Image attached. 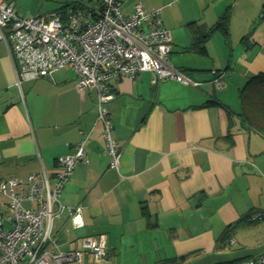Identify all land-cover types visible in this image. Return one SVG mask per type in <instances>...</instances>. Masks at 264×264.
<instances>
[{
  "label": "crops",
  "instance_id": "0c3cea01",
  "mask_svg": "<svg viewBox=\"0 0 264 264\" xmlns=\"http://www.w3.org/2000/svg\"><path fill=\"white\" fill-rule=\"evenodd\" d=\"M8 1L21 18L55 10L35 14L21 0ZM118 2L125 16L137 4L146 12L162 8L168 62L200 86L153 83L150 73L108 80L114 98L107 110L120 150L114 169L96 119V92H79L68 67L53 80L21 81L0 42V181L52 174L56 160L73 155L85 138L86 163L73 169L60 196L63 206L80 209L83 227L72 229L65 214L55 219L58 250L103 236L105 259L83 255L82 264H238L263 255L264 219L249 216L264 210V138L242 122L238 92L264 70V31L250 30V15L240 11L246 0ZM225 14L224 40L215 27ZM196 34L209 36L204 57L186 50ZM213 73L221 89L212 86ZM0 214H8L1 195Z\"/></svg>",
  "mask_w": 264,
  "mask_h": 264
},
{
  "label": "built area",
  "instance_id": "2783aa9c",
  "mask_svg": "<svg viewBox=\"0 0 264 264\" xmlns=\"http://www.w3.org/2000/svg\"><path fill=\"white\" fill-rule=\"evenodd\" d=\"M162 8L146 12L137 4L123 15L118 0H95L73 10L66 19L60 16L21 18L8 0L0 2V42H4L22 81L53 80L63 68H70L79 92H96V119L111 167L117 169L120 150L113 137L107 104L114 98L107 81L134 78L150 73L153 83L172 81L198 88L200 83L168 62L170 35L163 27ZM215 89L222 83L215 76ZM85 138L75 146L73 155L56 160L48 175L43 170L25 179L0 181V195L8 214H0V264H82L86 255L95 260L106 257V238L84 237L77 248L60 251L51 236L55 219L65 214L71 228L83 227L80 209L60 202L64 185L73 169L85 161ZM27 205V206H26ZM264 219V210L252 213L249 221ZM240 264H264V254Z\"/></svg>",
  "mask_w": 264,
  "mask_h": 264
},
{
  "label": "trees",
  "instance_id": "16d2710c",
  "mask_svg": "<svg viewBox=\"0 0 264 264\" xmlns=\"http://www.w3.org/2000/svg\"><path fill=\"white\" fill-rule=\"evenodd\" d=\"M86 3L92 4L95 3V1L91 2V0H89ZM86 3L63 5L51 12L50 15L65 18L73 10L81 8ZM227 22L228 16L225 14L215 27L217 30L221 31L224 40L227 37ZM208 37V34H196L194 37H192V42L190 46L186 48V50L197 53L202 57L206 56L205 42ZM215 76L218 77L217 74H215ZM238 101L241 109L240 118L242 122L247 126L248 129L257 132L264 138V70L249 79L245 86L239 90ZM211 104L215 105L217 103L213 102ZM244 261H241L240 263Z\"/></svg>",
  "mask_w": 264,
  "mask_h": 264
},
{
  "label": "rangeland",
  "instance_id": "374dc122",
  "mask_svg": "<svg viewBox=\"0 0 264 264\" xmlns=\"http://www.w3.org/2000/svg\"><path fill=\"white\" fill-rule=\"evenodd\" d=\"M20 3H22L23 5H26L30 9L31 13L39 14V12H42L41 14H44L46 11L54 10V9H57L63 6L62 3L64 2L62 0H21ZM240 11L241 12L245 11L248 15H250L249 16L250 17L249 26L251 27L250 29L251 31L253 29L255 30L258 29V31H261V32L264 31V19H260L262 18L261 12L264 11V0H246V2H244V8L240 9ZM161 20H162V15H161ZM240 21H242L241 16L239 12L236 11V13H234V24H236L237 26L238 24H240ZM162 25H163V22H162ZM234 30L235 29H232V31ZM216 33L217 35L219 34V32H216ZM250 35H252V33H250ZM243 42H246V41H243ZM239 47L241 48V50H244L243 46H239ZM255 52H258V50L256 51V49L253 48L251 55L255 54ZM261 52L262 54H264V47ZM234 53H236V51ZM246 81L247 80H245L244 83L241 85V87L239 88L240 90L244 86Z\"/></svg>",
  "mask_w": 264,
  "mask_h": 264
}]
</instances>
